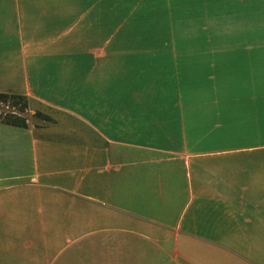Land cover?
Wrapping results in <instances>:
<instances>
[{"label": "crops", "instance_id": "0c3cea01", "mask_svg": "<svg viewBox=\"0 0 264 264\" xmlns=\"http://www.w3.org/2000/svg\"><path fill=\"white\" fill-rule=\"evenodd\" d=\"M0 92V264H263L264 0H0Z\"/></svg>", "mask_w": 264, "mask_h": 264}, {"label": "rangeland", "instance_id": "374dc122", "mask_svg": "<svg viewBox=\"0 0 264 264\" xmlns=\"http://www.w3.org/2000/svg\"><path fill=\"white\" fill-rule=\"evenodd\" d=\"M55 110H51L45 105L39 103L33 99L21 100V99H9L7 101H0V121H11L15 123H23L26 120L42 121L46 116L52 117L56 115ZM5 182H3L4 184ZM1 184V182H0ZM243 199L242 186H235L234 188V203L233 209L236 212L233 225L235 228L241 227L246 229V225L241 218L240 201ZM264 218V214H263ZM3 230L0 231V240L7 243V246L11 249L16 248V256L20 259H24L28 251H32L34 244L38 243L40 238L36 230L29 227L27 230H20L19 232L12 228L10 223L13 221L11 218L3 217ZM39 217L32 216L34 224ZM9 220V221H8ZM33 224V223H31ZM32 226V225H31ZM244 229V231H245ZM236 242L240 247H243L247 253H251L255 258L260 259L264 264V228L250 226L246 229V237H243L241 231L237 232ZM235 236V235H234ZM235 240V238H234ZM30 244H33L30 246ZM37 245V244H36ZM14 250V251H15ZM11 258H13L11 256ZM59 260L56 264H60Z\"/></svg>", "mask_w": 264, "mask_h": 264}, {"label": "trees", "instance_id": "16d2710c", "mask_svg": "<svg viewBox=\"0 0 264 264\" xmlns=\"http://www.w3.org/2000/svg\"><path fill=\"white\" fill-rule=\"evenodd\" d=\"M9 99H21V100H27L28 98L26 96H22V95H17V94H9V93H2L0 92V101H7ZM5 122L7 124H12L15 126H26V122L23 123H15V122H11V121H2Z\"/></svg>", "mask_w": 264, "mask_h": 264}]
</instances>
